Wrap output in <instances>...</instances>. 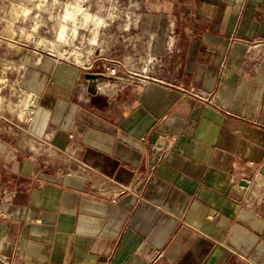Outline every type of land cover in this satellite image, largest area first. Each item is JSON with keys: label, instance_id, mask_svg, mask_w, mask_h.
Listing matches in <instances>:
<instances>
[{"label": "crops", "instance_id": "obj_1", "mask_svg": "<svg viewBox=\"0 0 264 264\" xmlns=\"http://www.w3.org/2000/svg\"><path fill=\"white\" fill-rule=\"evenodd\" d=\"M162 6L116 53L27 64L34 118L0 130L7 264H264V0Z\"/></svg>", "mask_w": 264, "mask_h": 264}, {"label": "rangeland", "instance_id": "obj_2", "mask_svg": "<svg viewBox=\"0 0 264 264\" xmlns=\"http://www.w3.org/2000/svg\"><path fill=\"white\" fill-rule=\"evenodd\" d=\"M163 3L164 0H0L1 132L9 127L17 129L19 120L25 124L20 111L33 95L22 89L20 80L31 60L51 56L73 61L62 52L74 48L82 56L83 63L79 64H84L101 51L102 44L116 53L121 50L118 35H134L143 28L140 15L163 12ZM67 12L71 14L66 16ZM62 25L65 32L59 37ZM38 36L50 40L48 48L37 45ZM105 71L117 73L113 66ZM6 262L0 256V264Z\"/></svg>", "mask_w": 264, "mask_h": 264}, {"label": "built area", "instance_id": "obj_3", "mask_svg": "<svg viewBox=\"0 0 264 264\" xmlns=\"http://www.w3.org/2000/svg\"><path fill=\"white\" fill-rule=\"evenodd\" d=\"M114 69H112V72ZM196 95L199 97L210 100V96L203 92H196ZM34 118V112L30 115V122ZM233 167L235 172L240 176L241 179L245 180L248 185L256 184L260 180V172L257 166L254 164L253 161L237 157L233 161Z\"/></svg>", "mask_w": 264, "mask_h": 264}, {"label": "bare ground", "instance_id": "obj_4", "mask_svg": "<svg viewBox=\"0 0 264 264\" xmlns=\"http://www.w3.org/2000/svg\"><path fill=\"white\" fill-rule=\"evenodd\" d=\"M25 13H27V10L25 11ZM69 14H71V13L67 12L66 16L69 15ZM36 27H35V29H36ZM34 30H33V33H34ZM64 32H65V25H62V27L60 29V32H59V37H63ZM34 34H33V36L36 35V34L35 35ZM36 40H37V45L38 46H41V47H44V48H48L49 45H50V40L45 39L43 37L38 36V38ZM62 54L66 58L71 59L74 62L83 63L81 53L78 50L74 49V48L65 50L64 52H62ZM36 103H37L36 100L33 99V100H31V102L29 104L26 105V107L22 111V118H23L24 121L28 122L30 120V115L32 114V112L34 110V108L36 106Z\"/></svg>", "mask_w": 264, "mask_h": 264}, {"label": "water", "instance_id": "obj_5", "mask_svg": "<svg viewBox=\"0 0 264 264\" xmlns=\"http://www.w3.org/2000/svg\"><path fill=\"white\" fill-rule=\"evenodd\" d=\"M242 183H244L245 185H247V182L245 180Z\"/></svg>", "mask_w": 264, "mask_h": 264}]
</instances>
